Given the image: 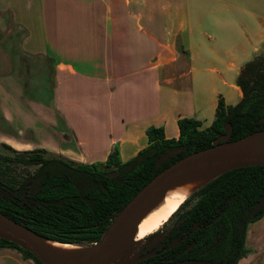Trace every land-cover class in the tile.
Returning a JSON list of instances; mask_svg holds the SVG:
<instances>
[{"label":"crops","instance_id":"0c3cea01","mask_svg":"<svg viewBox=\"0 0 264 264\" xmlns=\"http://www.w3.org/2000/svg\"><path fill=\"white\" fill-rule=\"evenodd\" d=\"M263 51L264 0H0V143L88 164L118 149L126 162L152 126L167 138L181 118L211 126ZM246 247L238 264H264V216ZM7 259L33 264L0 248Z\"/></svg>","mask_w":264,"mask_h":264},{"label":"trees","instance_id":"16d2710c","mask_svg":"<svg viewBox=\"0 0 264 264\" xmlns=\"http://www.w3.org/2000/svg\"><path fill=\"white\" fill-rule=\"evenodd\" d=\"M237 83L242 99L228 105L221 97L211 126L202 128L200 120L181 118L178 138H167L163 127L152 126L147 130L149 145L126 162L118 149L106 162L95 164L46 157L44 149L25 152L26 163L38 168L19 186L6 182L0 172V211L41 237L94 243L154 176L182 157L212 146L225 134L226 124L233 127L230 140L257 132L264 135V51L245 63ZM193 198L196 202L163 243L131 264H238L246 256L248 227L264 216V166L221 174L194 192L167 223ZM5 247L17 248L24 258L43 264L31 251L0 237V248Z\"/></svg>","mask_w":264,"mask_h":264},{"label":"water","instance_id":"95a60500","mask_svg":"<svg viewBox=\"0 0 264 264\" xmlns=\"http://www.w3.org/2000/svg\"><path fill=\"white\" fill-rule=\"evenodd\" d=\"M225 129V134H222L215 139L212 146L182 157L154 176L115 216L99 240L88 245L60 241L63 243L88 247L89 250L82 256L77 258H65L54 254L43 242H41V240H39L38 236L42 235L36 233L23 223L16 221L1 211L0 237L18 244L25 250L31 251L43 264L134 263L135 261L142 259L143 256H138L127 262H122V259H124L135 243L141 239L135 240L127 252L121 257L113 261H107L106 259L117 242L139 220L153 200L175 177L201 163L207 162L211 159L221 158L228 154L243 162V164L235 166L229 170L243 166H264V150L251 146V144L255 142L264 141V135L262 132L250 134L237 140H230L233 127L228 123L226 124ZM229 170H226L221 174Z\"/></svg>","mask_w":264,"mask_h":264},{"label":"bare ground","instance_id":"6f19581e","mask_svg":"<svg viewBox=\"0 0 264 264\" xmlns=\"http://www.w3.org/2000/svg\"><path fill=\"white\" fill-rule=\"evenodd\" d=\"M251 146L264 150V141L255 142ZM241 164L243 162L228 154L201 163L175 177L153 200L139 220L117 242L106 260L113 261L121 257L135 240H140L160 230L194 192L222 172ZM38 238L54 254L65 258H77L89 250L88 247L63 243L41 236Z\"/></svg>","mask_w":264,"mask_h":264},{"label":"rangeland","instance_id":"374dc122","mask_svg":"<svg viewBox=\"0 0 264 264\" xmlns=\"http://www.w3.org/2000/svg\"><path fill=\"white\" fill-rule=\"evenodd\" d=\"M33 79H34L33 82H39V84H37V88L41 91V93L45 94L44 90L47 89L49 82H47V80L44 77H39V76H36ZM30 84L33 83L30 81ZM41 135L40 133L36 135L29 132L22 133V137L26 140H29L30 138L41 140ZM39 149L41 148L37 147V144H29L26 147H23L22 149H15V151L9 149L7 150L0 145V172H4L2 174L4 180L6 182L8 181L9 184H13L14 186H19L21 185V183L26 181V179L37 170L38 165L26 163V160H28L29 155L25 154V152L32 150H39ZM43 155L46 157L53 156L47 153H43ZM195 202H196V198L191 199L190 203H188L186 207H184L178 214H176L172 218V220L169 223H167L166 226L161 231L156 233L154 236L146 240L135 243V245L131 248V250L124 257V259H122V262H127L128 260L136 258L143 254H148L152 252L154 249H156L158 246H160L163 243V241L166 239V237L170 234V232L180 223L183 212L186 209L190 208ZM8 248H10V250L16 252L17 254L21 255L24 258L23 252L20 251L19 249L14 247H8ZM24 259L32 261L33 264H38L32 258H24ZM0 264H20V263H18L13 259H7L0 261Z\"/></svg>","mask_w":264,"mask_h":264}]
</instances>
